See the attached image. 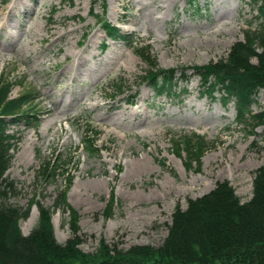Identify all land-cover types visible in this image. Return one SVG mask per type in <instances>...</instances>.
Returning a JSON list of instances; mask_svg holds the SVG:
<instances>
[{"label":"rangeland","instance_id":"374dc122","mask_svg":"<svg viewBox=\"0 0 264 264\" xmlns=\"http://www.w3.org/2000/svg\"><path fill=\"white\" fill-rule=\"evenodd\" d=\"M105 6L103 20L149 44L161 68L224 58L244 29L260 22L251 0H105ZM91 8L101 12L90 0H0V79L13 83L10 97L33 92L32 115L38 111L36 126L23 120L8 127L17 139L4 174L12 189L3 201L28 210L18 221L21 232L35 226L42 205L52 210L56 240L72 238L68 210H53L61 190L85 252L101 238L125 248L160 245L176 205L185 208L217 182H229L247 201L254 171L264 164V120L238 123L233 103L200 95L199 77L189 69L182 101H152L141 84L128 104V90L147 66L127 44L107 38ZM121 80L128 90L118 95ZM251 110L264 112V89ZM91 128L98 155L81 144ZM59 160L55 177L40 174Z\"/></svg>","mask_w":264,"mask_h":264},{"label":"trees","instance_id":"16d2710c","mask_svg":"<svg viewBox=\"0 0 264 264\" xmlns=\"http://www.w3.org/2000/svg\"><path fill=\"white\" fill-rule=\"evenodd\" d=\"M251 1L260 22L254 28L244 29L243 38L231 45L224 58L179 69L159 67L149 44L140 45L132 35L105 22L102 18L105 0H90V3L91 7L98 4L101 8L100 13L91 8V14L107 38L127 44L147 66L135 88L127 89L130 91L126 95L128 104L134 103L141 84L151 91L152 101L156 98L182 101L189 93V69L199 77L200 95L216 100L217 94L224 105L233 103L238 123L257 125L263 122L264 112L253 113L251 105L257 92L264 89V0ZM100 48L104 52L107 45L102 41ZM12 87L13 83L0 79V264H264V164L254 171L252 195L247 201H241L229 182L221 181L208 193L188 198L185 208L176 205L167 235L158 246L141 244L125 248L101 238L93 252L82 251L77 216L67 205L63 190L57 193L53 210H68L72 238L64 243L56 240L52 210L42 205H38L37 223L24 235L18 221L27 218L28 210L3 201L12 189L4 174L17 139L15 133L8 132V127L23 120L27 126H36L38 111L32 115L35 112L33 92L26 90L10 97ZM115 87L118 95L127 91L125 81L121 80ZM90 130L91 136L87 131L81 144L88 155H98L97 131ZM197 138L203 146L207 145L203 137ZM63 164V160L56 164L48 162L41 167L40 174L55 177ZM104 215L109 216L107 211Z\"/></svg>","mask_w":264,"mask_h":264}]
</instances>
